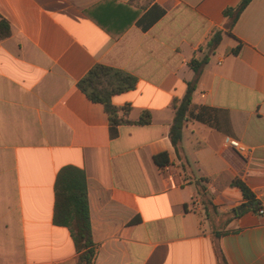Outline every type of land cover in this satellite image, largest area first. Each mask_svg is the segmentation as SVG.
<instances>
[{
  "label": "crops",
  "instance_id": "crops-1",
  "mask_svg": "<svg viewBox=\"0 0 264 264\" xmlns=\"http://www.w3.org/2000/svg\"><path fill=\"white\" fill-rule=\"evenodd\" d=\"M240 1L0 0L10 31L0 39V264H76L69 231L52 223L66 165L86 176L91 264H217L215 247L228 264H264V213L232 186L239 179L264 204V0L228 31L223 12ZM153 6L164 14L142 30ZM216 31L177 155L171 102ZM95 64L136 78L111 102L129 105L118 116L131 122L148 111L149 124L110 136L103 106L76 85Z\"/></svg>",
  "mask_w": 264,
  "mask_h": 264
},
{
  "label": "trees",
  "instance_id": "trees-1",
  "mask_svg": "<svg viewBox=\"0 0 264 264\" xmlns=\"http://www.w3.org/2000/svg\"><path fill=\"white\" fill-rule=\"evenodd\" d=\"M250 0H241L235 7L227 8L223 12L226 19V28L232 29L241 12L248 5ZM164 14L163 9L153 6L141 17L137 25L146 30ZM9 25L5 21H0V39L9 35ZM221 41V32L216 31L206 44V54L200 60L193 59L190 67L194 72L193 79L186 85V90L181 98H174L171 102L173 110V120L169 127L168 138L177 155H179L180 143L182 139V128L186 114L189 111L193 93L196 90L201 70L208 62V58L214 53ZM236 53V50L233 51ZM136 78L121 70L101 65H93L83 77L77 82V88L93 103L103 106L109 121V132L111 137L117 134V127L123 124L147 125L151 121L148 111H142L137 121L131 122L124 117L118 116V111L122 110L126 115L130 106L123 108L116 107L111 102V97L132 90L136 85ZM155 164L163 167L168 163L165 153L157 154L153 157ZM232 186L237 187L242 197L247 201L248 209L257 211L259 203L254 199L253 193L239 179L232 181ZM203 191V188L201 189ZM203 196V193H201ZM52 223L56 226L65 227L72 239L75 252L77 254L76 264H91L94 256L95 243L92 239L90 226L89 205L87 197V181L82 169L75 166L66 165L60 168L54 181V204ZM221 233H217L215 238H219ZM217 264H228L219 247H215Z\"/></svg>",
  "mask_w": 264,
  "mask_h": 264
},
{
  "label": "built area",
  "instance_id": "built-area-1",
  "mask_svg": "<svg viewBox=\"0 0 264 264\" xmlns=\"http://www.w3.org/2000/svg\"><path fill=\"white\" fill-rule=\"evenodd\" d=\"M224 144L226 145L227 148L235 151L241 157L246 158L248 156L249 149L247 147H245V145H243L239 141L228 138V139H225ZM256 212L259 215L264 213V204L263 203L259 204Z\"/></svg>",
  "mask_w": 264,
  "mask_h": 264
},
{
  "label": "water",
  "instance_id": "water-1",
  "mask_svg": "<svg viewBox=\"0 0 264 264\" xmlns=\"http://www.w3.org/2000/svg\"><path fill=\"white\" fill-rule=\"evenodd\" d=\"M244 210V208L243 207H241V208H238V209H236V212L239 214L241 211H243Z\"/></svg>",
  "mask_w": 264,
  "mask_h": 264
}]
</instances>
